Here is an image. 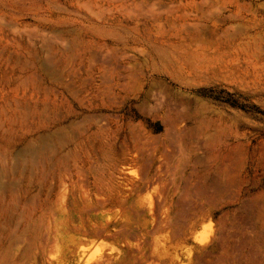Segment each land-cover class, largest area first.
<instances>
[{
	"label": "rangeland",
	"instance_id": "1",
	"mask_svg": "<svg viewBox=\"0 0 264 264\" xmlns=\"http://www.w3.org/2000/svg\"><path fill=\"white\" fill-rule=\"evenodd\" d=\"M0 264H264V0H0Z\"/></svg>",
	"mask_w": 264,
	"mask_h": 264
}]
</instances>
